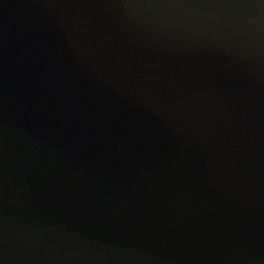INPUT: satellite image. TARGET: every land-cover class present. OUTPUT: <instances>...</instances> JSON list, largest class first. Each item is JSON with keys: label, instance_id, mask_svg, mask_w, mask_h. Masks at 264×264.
Instances as JSON below:
<instances>
[{"label": "water", "instance_id": "obj_1", "mask_svg": "<svg viewBox=\"0 0 264 264\" xmlns=\"http://www.w3.org/2000/svg\"><path fill=\"white\" fill-rule=\"evenodd\" d=\"M0 264H264V0H0Z\"/></svg>", "mask_w": 264, "mask_h": 264}]
</instances>
